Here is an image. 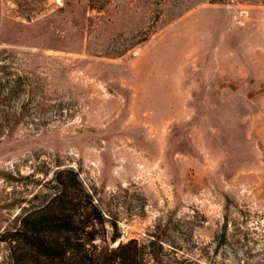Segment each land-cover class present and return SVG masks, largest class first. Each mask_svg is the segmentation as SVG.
I'll list each match as a JSON object with an SVG mask.
<instances>
[{"label":"rangeland","instance_id":"obj_1","mask_svg":"<svg viewBox=\"0 0 264 264\" xmlns=\"http://www.w3.org/2000/svg\"><path fill=\"white\" fill-rule=\"evenodd\" d=\"M2 63L0 264L68 168L100 264H264V0H0Z\"/></svg>","mask_w":264,"mask_h":264},{"label":"trees","instance_id":"obj_2","mask_svg":"<svg viewBox=\"0 0 264 264\" xmlns=\"http://www.w3.org/2000/svg\"><path fill=\"white\" fill-rule=\"evenodd\" d=\"M5 66L2 63L0 76L2 134L20 119L16 108L5 110L7 94L15 95L20 90L19 82L16 81L19 74L7 72ZM63 172H67L64 179L60 177ZM53 180L55 190L47 201L36 208L24 209L18 216L19 224L14 229L13 238V264H100L98 258L82 252L84 243L78 238L82 237L89 223L104 219L101 209L88 196L91 209L83 214L78 199L80 182L71 168L57 170ZM113 224L116 225L115 222ZM91 235L88 234L87 239ZM118 236L120 233L117 232L111 239L115 240ZM123 262L139 264L135 258H123Z\"/></svg>","mask_w":264,"mask_h":264},{"label":"water","instance_id":"obj_3","mask_svg":"<svg viewBox=\"0 0 264 264\" xmlns=\"http://www.w3.org/2000/svg\"><path fill=\"white\" fill-rule=\"evenodd\" d=\"M49 2L52 1V0H48Z\"/></svg>","mask_w":264,"mask_h":264}]
</instances>
